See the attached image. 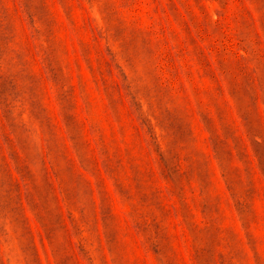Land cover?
I'll use <instances>...</instances> for the list:
<instances>
[{"label":"rangeland","instance_id":"374dc122","mask_svg":"<svg viewBox=\"0 0 264 264\" xmlns=\"http://www.w3.org/2000/svg\"><path fill=\"white\" fill-rule=\"evenodd\" d=\"M0 264H264V0H0Z\"/></svg>","mask_w":264,"mask_h":264}]
</instances>
